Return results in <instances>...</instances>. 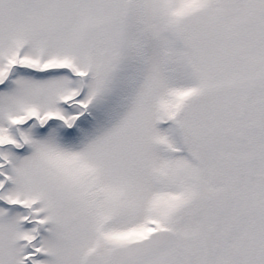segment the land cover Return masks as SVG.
Returning a JSON list of instances; mask_svg holds the SVG:
<instances>
[{
	"label": "snow or ice",
	"instance_id": "obj_1",
	"mask_svg": "<svg viewBox=\"0 0 264 264\" xmlns=\"http://www.w3.org/2000/svg\"><path fill=\"white\" fill-rule=\"evenodd\" d=\"M0 264H264V0H0Z\"/></svg>",
	"mask_w": 264,
	"mask_h": 264
}]
</instances>
